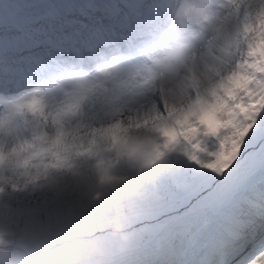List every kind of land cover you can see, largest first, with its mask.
<instances>
[{"label": "clouds", "instance_id": "obj_1", "mask_svg": "<svg viewBox=\"0 0 264 264\" xmlns=\"http://www.w3.org/2000/svg\"><path fill=\"white\" fill-rule=\"evenodd\" d=\"M233 0H0V118L7 147L57 127L65 162L0 168V264H112L126 252L136 203L185 155L158 128L210 101L247 57ZM250 87L264 96V71ZM43 99L45 124L9 105ZM55 115L59 123L53 125ZM13 185L16 188H13ZM247 264H264L260 249Z\"/></svg>", "mask_w": 264, "mask_h": 264}, {"label": "snow or ice", "instance_id": "obj_2", "mask_svg": "<svg viewBox=\"0 0 264 264\" xmlns=\"http://www.w3.org/2000/svg\"><path fill=\"white\" fill-rule=\"evenodd\" d=\"M233 3L238 12L241 6L244 9L246 59L221 82L214 99H198L170 117L171 125L157 131L164 137L165 147L181 141L189 146L185 155L191 164L186 166L183 183L191 203L205 206L228 201L242 207L231 264H247L264 249V96L251 90L248 75L251 70L264 71V0ZM36 91L9 107L47 124L43 99ZM52 123H59L55 115ZM12 131L9 121L0 118V168L11 162L16 168L36 169L37 175L32 177L36 180L41 171L65 162L63 153L71 145L62 127L51 137L47 132L35 135L38 144L17 140L6 150L4 137Z\"/></svg>", "mask_w": 264, "mask_h": 264}, {"label": "rangeland", "instance_id": "obj_3", "mask_svg": "<svg viewBox=\"0 0 264 264\" xmlns=\"http://www.w3.org/2000/svg\"><path fill=\"white\" fill-rule=\"evenodd\" d=\"M186 171L187 168L184 162L176 159L172 163V166H170L164 173L158 174L156 176L148 191L138 199L136 203V220L137 217L142 219L160 215L161 221L152 220L145 228H143L139 224H136L135 226L137 227L134 230L131 229L132 240L126 250L127 253L137 248L138 250L135 251L134 255L138 256V259H142L141 251H143V247L139 246L138 243L140 241L141 243H146V240H148V236L150 234L156 236L157 232H159L163 234V237L165 239V241H163L165 244V251L168 252L169 250H171V248H173L174 251L172 252L179 254L182 257V260H180V264H184V259L188 260L193 252L200 246L201 250L205 253L208 251V253L204 255L207 261L210 257L209 254H211V256L213 255V249L217 246L209 242H206L203 245L201 239L203 240L206 233H211L213 231V227L216 228L215 218L217 216H221V218L224 215L226 217L230 215L233 216L231 207H242L238 204H233L231 202L225 201L222 203L210 204L205 206H200L199 204L196 205L192 203V206L188 209L181 208L180 210H176L178 207H181L190 202V198L185 193L183 183V177L185 176ZM216 206L217 208L219 207V210H216ZM211 207L212 211L210 212ZM163 211H168V215L161 214ZM231 219H233V217ZM231 219L228 220L229 223H231ZM137 236H139L140 240L136 239ZM224 236L226 237V235ZM191 239L193 240V242L191 241ZM148 250L151 253L152 257H157V255L155 256L156 252L152 247L148 248ZM225 254L226 253H223L224 257ZM125 256H127V254H125ZM176 260L178 259H174L175 262ZM226 260L227 258L224 259L223 264L227 262ZM126 262L127 261H124L123 264H126ZM112 264H114V261L112 262ZM118 264L120 263L118 262ZM140 264L149 263L145 260H142ZM207 264L220 263H215L213 260H211ZM228 264H231V262Z\"/></svg>", "mask_w": 264, "mask_h": 264}, {"label": "bare ground", "instance_id": "obj_4", "mask_svg": "<svg viewBox=\"0 0 264 264\" xmlns=\"http://www.w3.org/2000/svg\"><path fill=\"white\" fill-rule=\"evenodd\" d=\"M243 211V210H242ZM243 213H244V211H243ZM232 217V215H230V216H224V218H225V220H227V219H230ZM192 220V219H191ZM217 222H219V220H217ZM242 224V220H241V218H239L238 219V222L236 223V225L237 226H240ZM212 233V235L214 236H217V235H226V237L227 238H229V237H231L230 235V230H229V228H226V227H224L223 226V231L222 232H220V233H218V234H216V232L215 231H213V232H211ZM225 237V236H224ZM205 240H206V242H209L210 241V239H209V237L208 236H206L205 237ZM203 245H204V243H202ZM204 247V246H203ZM206 247V246H205ZM204 249V248H203ZM228 264V263H227Z\"/></svg>", "mask_w": 264, "mask_h": 264}]
</instances>
